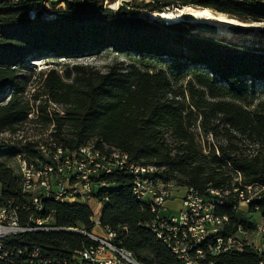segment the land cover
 Listing matches in <instances>:
<instances>
[{"label": "trees", "instance_id": "16d2710c", "mask_svg": "<svg viewBox=\"0 0 264 264\" xmlns=\"http://www.w3.org/2000/svg\"><path fill=\"white\" fill-rule=\"evenodd\" d=\"M43 1L0 0V134H16L35 124L69 151L91 142L101 151L116 149L135 165L160 169L156 176L164 184L203 195L208 189L218 191L225 203L216 213L229 218L223 236L253 229L237 208V195H246L247 186L256 189L258 199L250 203L248 214L264 217V47L237 50L235 44L193 33L185 22L163 26L141 18L135 8L105 10L104 0L67 2L65 10L54 11V18L41 19ZM162 1L166 7L191 5L264 23V0ZM156 11L164 9L146 4L145 15ZM101 54L121 61L104 72L78 63ZM42 58L71 63L39 73V85L28 90L31 62ZM201 133L212 140L222 135L224 143L209 144ZM242 144L258 149L245 154L238 147ZM0 149L10 158L16 152ZM237 173L240 181L234 180ZM96 181L108 183L94 190V197L103 201L101 226L115 231L121 246L140 263L179 264L147 227L155 214L133 195L131 177L115 173ZM0 184L4 197L18 204V176L1 163ZM50 213L58 228H92L87 205L46 200L42 214ZM25 242L50 256L91 245L85 237L63 232L32 233ZM212 260L260 264L264 254L246 246L242 253H222Z\"/></svg>", "mask_w": 264, "mask_h": 264}, {"label": "built area", "instance_id": "2783aa9c", "mask_svg": "<svg viewBox=\"0 0 264 264\" xmlns=\"http://www.w3.org/2000/svg\"><path fill=\"white\" fill-rule=\"evenodd\" d=\"M73 1L86 0H44L40 18L49 19L47 11L52 14L65 10L66 3ZM119 1L115 2L116 8L125 7ZM103 6L108 10V0L103 1ZM36 14L37 9L30 11L29 18L35 19ZM149 15L141 18L153 22ZM22 132L0 134V147L16 151L10 158L13 165L7 167L18 176L21 191L20 201L14 205L12 200L4 197L0 184V264H143L121 246L115 231L100 224L98 212L103 201L94 197V190L98 186L107 187L108 183L96 180L101 175L115 173L131 177L133 195L155 214V220L147 227L172 252L179 264H215L213 257L228 252L239 254L246 246L264 254V217L260 213H257L259 223L252 229L257 241H241L237 233L227 237L222 235L229 225V218L216 213L217 207L225 203L218 191L208 189L203 195L189 187L164 184L156 176L160 169L135 165L128 155L113 148L101 151L93 144H87L69 151L54 140L39 142L33 137L22 138ZM234 180L240 181L239 173ZM179 189L182 190L181 207L177 212H169L165 205L176 197ZM245 189L246 195L242 192L237 195L238 210L241 204H248L249 208L250 203L258 199L251 186ZM237 192L234 189V193ZM46 200L70 205H87L96 201L98 208L92 211L90 218L92 228L86 231L56 227L53 213L42 214ZM120 229L123 235L126 228ZM39 232L74 234L89 239L91 245L67 255L50 256L39 245L25 242L27 235Z\"/></svg>", "mask_w": 264, "mask_h": 264}, {"label": "rangeland", "instance_id": "374dc122", "mask_svg": "<svg viewBox=\"0 0 264 264\" xmlns=\"http://www.w3.org/2000/svg\"><path fill=\"white\" fill-rule=\"evenodd\" d=\"M117 0H108V8L109 10H112L115 6V2ZM175 2H178L177 0ZM119 3H122V5H124L125 7H127L128 9H136L138 11H140V13H142V16L145 15V11H146V4H154L156 7H162V9L166 10V8H168V6H164V2L162 0H126L124 2H121V0L119 1ZM179 3V2H178ZM164 6V7H163ZM173 6H179V5H170L169 7H173ZM123 7V6H120ZM51 13L47 11V14ZM54 14V13H52ZM161 20H154L153 22H158ZM184 23V22H181ZM180 23V24H181ZM163 26L165 25L164 23H162ZM160 23H158V25H162ZM179 24V23H177ZM184 25V24H183ZM192 26L194 28V26L192 24L188 23V27ZM184 26H181V28H183ZM186 29L188 28L187 26H185ZM193 33L200 35L204 38H210V39H214V40H218V41H222L224 44H235L238 46V48H236L237 50H241V47H253V48H258V47H264V40H262L261 37H242L240 38L241 41L235 42L232 39H225L223 37H217V36H213V35H205L203 33H199L197 32L196 28H194L193 30H190ZM213 36V37H212ZM251 38V39H248ZM240 47V48H239ZM120 59H115L114 55L111 54H101L98 56H93V57H87L84 59H79L78 63L84 64V65H89L90 67H93L99 71H106L107 67L110 66L112 63L114 62H120ZM71 62H66L63 60H51L49 58H42L38 61H32L31 64H33V71L34 74L31 75V77L28 78L29 81V86H28V90L34 88L35 86L37 87V85H39V81L41 76L39 75V73H43L51 68H56V69H60V68H64L66 67L68 64H70ZM58 65V66H57ZM258 88L260 89V85L258 86ZM262 96L260 90H258V93L256 94V96ZM31 103H33V101H31ZM38 104V102H37ZM43 128H41L40 125H35V124H26L24 125V128H22L23 132L21 133L23 136L25 137H33L35 139H37V141L39 142H47L50 140H53L52 137H50L48 134V131L45 132V134H41ZM21 130V131H22ZM196 132H198L196 130ZM200 133V132H199ZM201 138L207 140V143L212 144V143H224L223 137L222 135H218L217 140L213 139L212 137L208 136L207 138H205L202 133H201ZM92 144V142H91ZM240 148V150L245 153L248 154L249 151H256L258 149L257 145H250V146H246L245 144H242L241 146H238ZM4 149H0V163L1 164H5V165H9L12 166L13 163L10 159V157H8V155L6 154V152L3 151ZM105 150H107V148H105ZM14 169H16L14 167ZM177 192V191H176ZM256 189L252 190V193H256ZM96 201H90L89 205L91 207V211H94L96 206ZM181 205V204H180ZM242 208L245 207V205H241ZM176 210V209H174ZM175 212V211H173ZM167 213V212H165ZM163 215V213H162ZM244 217H247V222L249 224H252L253 226L256 225L257 223H259L260 220V216L258 214H252V213H247L246 215H244ZM237 237L239 240L241 241H248L249 243H253L255 240L257 241V237H255L254 233L252 232V229H241V231L238 230L237 232Z\"/></svg>", "mask_w": 264, "mask_h": 264}, {"label": "bare ground", "instance_id": "6f19581e", "mask_svg": "<svg viewBox=\"0 0 264 264\" xmlns=\"http://www.w3.org/2000/svg\"><path fill=\"white\" fill-rule=\"evenodd\" d=\"M124 1L126 0H121V2ZM119 4L122 5V3ZM149 14V18L152 21L161 20L166 22L168 25H174L176 23L185 21H188L192 25H195L198 22L207 23L215 27L216 32L214 34L207 32L203 34L223 37L225 39H232L235 42L241 41L240 38L242 37H261L262 40H264V23L243 22L210 9L197 8L191 5H179L168 7L164 11H156ZM46 15L49 19L54 18V14L48 13ZM187 15H193L195 18L187 19ZM237 27H243L244 29H247L248 32L242 34L237 33L235 30Z\"/></svg>", "mask_w": 264, "mask_h": 264}, {"label": "crops", "instance_id": "0c3cea01", "mask_svg": "<svg viewBox=\"0 0 264 264\" xmlns=\"http://www.w3.org/2000/svg\"><path fill=\"white\" fill-rule=\"evenodd\" d=\"M10 1H19V0H10ZM117 10V8H116V6L112 9V11H116ZM180 191H178V193H176V197L175 198H173L172 200H170V201H168L167 203H166V208L168 209V211L169 212H172V213H174L173 211H175V212H177L179 209H180V196H181V194H182V190L181 189H179ZM77 204H80V203H77ZM241 205H245V207H243L242 208V206ZM240 206H239V211H240V213L241 214H243V215H246L247 213H248V204H241ZM87 206L91 209V207H90V205H89V203L87 204ZM95 206H96V208H95V210H97V205L95 204ZM101 209L102 208H100V211H99V209H98V217L100 218V213H101ZM174 209H176V210H174ZM259 215V214H258Z\"/></svg>", "mask_w": 264, "mask_h": 264}, {"label": "water", "instance_id": "95a60500", "mask_svg": "<svg viewBox=\"0 0 264 264\" xmlns=\"http://www.w3.org/2000/svg\"><path fill=\"white\" fill-rule=\"evenodd\" d=\"M193 18H195L193 15H187V19H193ZM185 23H189V22L185 21ZM251 23H255V22H251ZM193 26H194V28H196L197 32H199V33L207 32L210 34H214L216 32L215 27H213L207 23L198 22ZM235 30L237 33H240V34L248 32V30L244 29L243 27H237Z\"/></svg>", "mask_w": 264, "mask_h": 264}]
</instances>
